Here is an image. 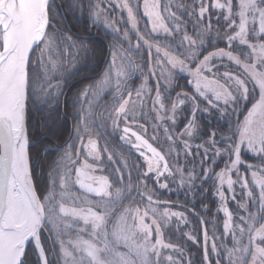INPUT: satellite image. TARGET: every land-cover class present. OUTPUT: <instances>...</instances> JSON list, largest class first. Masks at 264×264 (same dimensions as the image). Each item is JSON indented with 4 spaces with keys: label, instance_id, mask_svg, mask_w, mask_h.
<instances>
[{
    "label": "snow or ice",
    "instance_id": "6c2138e0",
    "mask_svg": "<svg viewBox=\"0 0 264 264\" xmlns=\"http://www.w3.org/2000/svg\"><path fill=\"white\" fill-rule=\"evenodd\" d=\"M78 2L82 3L83 0H78ZM88 2L90 4L91 0ZM137 3L141 6L144 16L148 18V24L153 32L172 31L163 15L161 0H95L92 15L96 20L103 21L116 32H120L123 28L122 35L129 38V29L118 26L121 25L120 21L123 17L119 12L115 15L110 14L113 7L126 10L131 28L136 29L138 33V39L133 41L129 38L127 46L119 40H112L110 64L102 78L79 91L82 98L88 97L82 103V108L85 110L84 117L86 118L92 112L93 106L97 105L107 87L114 86L117 95L125 91L130 69L146 71V74L138 88L128 89L126 97H121L122 102L118 107L113 106L108 110L111 116L119 119H124L130 111L143 105L146 88L149 93H152L149 74L155 78V99L160 101L161 78L163 77L164 84L170 86L173 82V69L178 68L189 72L191 74L189 82L194 84L196 92L201 97H207L209 93L214 96V98L207 99L204 111H211V108L216 107L224 112L227 110L225 106L234 107L233 102L237 99V94L247 100L249 81H254L259 88V95L239 124L238 140L223 148L216 147L217 155L226 151L233 153L229 166L218 173L217 194L225 216L224 234H217L213 223L211 235H209L208 224L202 218V235L205 264H213L209 255L210 249L217 253L224 250L229 264H264V223H255L252 213L234 217L228 204L229 200L236 199L234 184L237 179L242 187L248 189L247 197H253L254 194L249 187L250 178L259 186L260 199L264 204V165H260L257 169L249 163V168L253 169L250 178L240 171L241 163H248L242 161V148H247L256 154H264V41L251 42L254 53L252 61H244L230 50L234 39L238 38L243 43H250L247 39L250 25L257 21L259 33L264 34V7H258L256 0H238L239 21L232 20L228 28L224 30L228 48L209 52L193 66L192 61L199 51V45L209 31H214L218 35L220 33L219 27L209 18L210 8L225 11L227 19L232 16L234 0H192L191 4L195 6L193 11L199 14L200 28L195 34H184L183 38L190 46L186 54H177L146 37L145 33L140 30V19L135 13ZM169 3H180V0H169ZM9 6L10 10H6ZM25 9V12L21 11V0H6L5 9H0V73L4 78L3 85L0 87V232L7 233L12 238L9 258L0 259V264H23L26 244L33 239L40 249L42 264H48L47 254L39 235L44 226L56 229L57 239L67 258L66 264H161L162 260L164 264H193L190 254L179 245L163 243L157 238L149 247L147 241L151 240L153 234L150 230L145 234L149 226L145 224L143 215L138 216V221L139 229L145 237V243H137L130 237L127 218L117 216L114 209V202H123V195L134 187L136 188L130 178L128 185H125L123 173H121L123 190L117 197H114L110 178L106 175H96V165L90 164L85 159L79 167H73L78 161L80 147L87 149L88 156L97 159L101 157L97 139L89 134L81 135L84 128H92V122L89 123L91 120L82 119L80 121V125L76 128L78 140L75 153L72 144H67L56 166L61 170L60 185L64 189L60 192L59 198L53 203V197L56 196L55 190L44 199L38 194L32 177L29 152L28 101L35 97L42 104L55 103L62 91L64 74L79 63L89 45L86 38L78 40L70 33H66L57 40L48 32L49 0H25ZM168 12L176 15L171 8ZM25 15L27 16L26 23ZM233 26L236 30L229 32ZM181 27V24L176 25L177 29ZM17 28L23 29V35L15 44L10 45L8 35L11 30ZM141 40L150 49L146 70L141 67L140 59L130 50L141 47ZM60 47L63 48V54L58 51ZM70 47L71 51H69ZM152 48L155 49L154 52L151 51ZM224 56L236 64H243L246 75L241 76L225 71L223 72L224 80H221L220 74L215 70L216 66L211 61L213 57ZM33 59L39 62L40 71L30 73ZM49 65L65 66L60 72V79H53ZM182 96H190L195 105L192 118L182 129V133L187 131V134L191 136L196 130L195 113L197 109H201L199 107L201 103L195 94L188 93L184 89H181L176 97ZM184 103L183 98L175 99L172 105L173 113ZM159 107L163 108L165 105L160 103ZM103 114L105 113L102 106L97 115ZM119 119H111L113 127L119 125ZM128 131L127 127L122 128L123 133ZM216 135L217 131L213 129L209 136L210 143L216 144ZM74 155L77 156V160L73 159ZM210 170L211 168H206L205 174ZM233 172L238 173V177L233 178ZM151 173V171H146L144 175ZM51 174H57L55 168ZM10 178L15 179V187L12 189L16 194L13 212L9 211ZM141 183L146 184L147 181L143 180ZM72 184L82 189L84 194L77 195L72 191L69 188ZM225 185L231 190L230 193L224 191ZM159 186L166 188V185ZM87 194H95L104 199L98 202L92 201L87 198ZM144 197L149 199L147 196ZM241 207H247V200L241 203ZM177 215L180 214L177 213ZM74 222H78L76 230L66 238L63 237L62 230L71 228ZM188 236L191 240L197 241L195 236ZM229 236L235 241L232 246L225 243ZM16 240L19 242L16 243ZM250 249H252L250 258L245 259ZM176 250L180 251L183 259L172 255ZM215 264H220L219 259Z\"/></svg>",
    "mask_w": 264,
    "mask_h": 264
},
{
    "label": "rangeland",
    "instance_id": "374dc122",
    "mask_svg": "<svg viewBox=\"0 0 264 264\" xmlns=\"http://www.w3.org/2000/svg\"><path fill=\"white\" fill-rule=\"evenodd\" d=\"M1 1V0H0ZM52 0H50L51 3ZM49 3V5H50ZM258 7H264V0H256ZM139 5V4H138ZM136 10V7H135ZM217 11L219 14L222 15V22L226 24H231L232 20L239 21V3L238 0H234L233 3V13L230 18L226 17V12L223 10H217L214 7L210 8V11ZM117 12H119L120 16L123 17V19L120 21V23H123L129 20L127 18V11L126 10H120L117 7H113L111 11V15H115ZM136 13V12H135ZM233 29L236 30V27L233 26ZM48 32L51 33L54 38L59 40L60 37L64 36L66 31L63 30L61 27V24L59 22L53 23L50 19V23L48 26ZM157 32V34H159ZM250 43H246L249 45L251 53L253 55L254 59V53L251 48V42H259L264 41V34L259 33L258 30V21L254 24L250 25L249 29V35L247 37ZM235 42H239L243 44L238 38L234 39L231 42L232 44H235ZM142 44V42H141ZM245 44V43H244ZM228 48V47H227ZM217 50V49H216ZM231 50V48H230ZM58 51L63 54V48H58ZM69 51H71V47L69 48ZM150 51V50H149ZM152 51V50H151ZM155 50H153L154 52ZM87 52V53H86ZM88 52L93 54V50L90 48H87L84 52V55L89 54ZM228 59V60H227ZM83 60V56L80 59L79 63L76 64L75 67L68 70L64 76V84L75 74H77L81 69L83 65H81ZM111 57L108 58V64L107 68L110 64ZM211 63H213L216 68V72L219 73V78L221 80H224L223 72L229 71L233 73H237L241 76H243L242 72H244V75L246 74V70L243 69V64H236L234 61L230 60L228 57H213ZM224 66H233L232 68H228L226 70H222ZM52 73H53V79H60V72L63 70L65 66L57 65L55 67L49 65ZM240 67L239 70H237ZM90 68V67H89ZM93 66H91V70L93 72L94 69H92ZM106 68V69H107ZM37 71H40L39 68V62L36 59H33L30 65V73H35ZM93 74V73H92ZM92 74L88 76H93ZM96 74V73H95ZM103 74L97 75V77H91L87 80L80 81L78 83V86L75 88L77 89V95L76 100L80 103L79 108V116L80 121L82 119L91 120L89 123H91L92 128H84L81 132V135L89 134L92 135L94 139L99 138L96 133L94 134V117H95V111L96 107L93 106V110L88 116L84 117V109L82 108V103L88 99V97H81L79 95V91L82 90L85 86L90 84H95L102 78ZM191 74L188 77L187 80H185L186 83V90L188 93H193L196 95L198 100H200V103H202L201 107L202 109H199V112H203L202 114L206 118V123L208 126L205 127L204 134L200 138L194 139V133L191 136L187 134V131H183L182 129L186 126V124L189 122V120L193 116V107H195L194 103L190 101V98H187V96L182 97H176L177 94L175 93L174 97L172 98V104L167 105L164 98L162 97L161 93V100L156 101L155 99V93L153 96V102H152V108L154 111V115L147 114V117L140 122L137 120H134V114L133 110L130 111L124 119H119L118 117H114L115 119H119V125L117 127H114L117 132L118 140L122 137L123 132L122 128L123 126H130L137 131H139L142 135H144L147 139H149L151 142H154L157 146H159L163 152L165 153V156L170 161V166H172L174 173L171 175H165L164 177H159L157 181H154V177L158 176L160 174V171L162 170V166H158L151 162H143L141 159H138L136 157L137 163L135 170L141 178H144V180L147 181L145 184L147 187H151L150 190H152L155 193L148 194L150 197L153 198L152 202L151 200L145 201H135V202H129L127 206L124 207H118V204L120 202H114V209L116 210L117 216L120 217H126L127 223L129 225V235L130 237L136 241L137 243L144 244L145 243V237L144 234L141 233L139 229V221L138 216L143 215L145 217V224H147L149 227L145 230V234L147 231L152 232L151 240L147 241L148 246H151V243L154 242L157 238L161 240L163 243H171L173 245H179L180 247L184 248L187 253L190 254L193 264H205L204 261V248H203V235H202V222L199 221V219L193 215L192 211H190L192 208H198L200 213L203 215V221L206 222L209 227L211 235L212 231V225L215 224V230L217 231V234H224L223 230V221L225 219V216L222 212V209L220 207L221 201L219 199V196L217 194L218 186H219V176L218 173L229 166L230 161L233 159V153L231 152L229 157H227L223 163H221L220 167L217 169H214L212 172L211 168V162L206 163V161H202L198 155H196L192 150L195 148H198L203 153L201 155L207 157L210 142H209V136L212 133L213 127H211V121L209 119H213V115L217 117L216 115L218 112L220 113V108L213 107L211 108V111H204L203 108L206 107L204 104L207 103V99L214 98L213 94L209 93L207 97H201L198 92H196L194 84L190 83ZM64 84L62 86V91L64 88ZM255 86L253 81H249V92H248V98L247 100H244L242 97L237 94V99L235 101H238L239 99H242L245 104L248 103V107L244 109L243 113L239 114L240 118L239 121L241 122L248 111V109L251 107V105L254 103V99H256L255 96H253L252 93H254ZM115 88L114 86L107 87L100 98L104 99V96H106L107 93H110L112 89ZM31 91V87H30ZM160 92V89H159ZM60 93V94H61ZM59 94V95H60ZM58 95V96H59ZM259 95V88L257 91V96ZM126 97V96H125ZM59 98V97H58ZM56 98V100H58ZM183 98L185 99V103L182 104L179 108L175 110L173 113L172 105L175 99ZM30 100V105L32 110L31 111H38L39 109L45 107L46 104L40 103L38 100L33 97ZM192 100V99H191ZM234 101V102H235ZM99 102V101H98ZM122 102V100H119V103ZM233 102V103H234ZM163 103L165 107L160 108L159 104ZM119 104H116L115 106L118 107ZM87 107V105H85ZM28 107H29V101H28ZM183 107H189V112L187 119L185 123L179 127L177 122V111ZM200 107V105H199ZM200 107V108H201ZM30 108V109H31ZM34 108V109H33ZM223 113V112H222ZM92 116V117H91ZM195 116L198 117V114L195 113ZM195 117V118H196ZM198 120H195V123H197ZM237 126V131L233 137L232 140L228 139H220L217 140L216 144H212V147L216 150V147L219 146H225L231 143H234L238 140L239 136V124ZM32 124H34V121H32ZM33 126V125H32ZM104 126H107L106 121H104ZM27 127H28V115H27ZM107 128V127H106ZM110 129L111 126H110ZM29 127H28V133H29ZM76 134L78 136V133L76 131ZM98 134V133H97ZM125 134V133H124ZM30 136V133H29ZM130 136V135H129ZM131 137V141L134 142V137ZM133 137V138H132ZM221 136L216 135L215 139L219 138ZM98 141V139H97ZM121 143V142H120ZM32 138L30 136V145H29V152H30V158H31V167H37L39 168L36 163H34V159H32L31 155V147H32ZM100 145V151H101V157L99 159L95 157H91L87 155V149L85 147H80V151L78 154V161L76 162V165H73V167L77 166L79 167L80 163H83L85 159L90 164H94L97 166V172L96 175H105L107 173V164L104 160L105 156L109 155L108 150L104 149L103 143L98 142ZM122 144V143H121ZM217 145V146H216ZM216 146V147H214ZM55 148V147H52ZM212 148V149H213ZM54 150H59L55 148ZM204 150V151H203ZM207 150V151H205ZM133 152V151H132ZM60 153V152H59ZM163 153V154H164ZM216 154V153H215ZM217 161L221 160L223 157V152L220 154H216ZM241 157L242 161H246L248 163H241L240 165V171L251 177V171L252 168H249L248 164H252L257 169L260 165H264V154H256L248 150L247 148H242L241 150ZM74 160H77V156H73ZM110 168L111 171L110 174L112 177H114L113 181V196L117 197L120 193L116 187V184H118V181H120V168L117 167L116 164H118V161H114L111 159L110 161ZM116 166V167H112ZM112 168V169H111ZM211 168L210 171H207L205 174V169ZM60 169L57 171V174L54 176V178H50L52 175V171L49 173V176L46 177L44 174L40 175L41 180L39 181L41 183V192H42V199L48 197L49 193L53 190L56 192V196L53 197V203L56 202V200L59 198V194L64 189L61 188L60 185ZM122 171V170H121ZM146 171H151V174L144 175ZM33 173V172H32ZM232 175L235 177H238V173L233 172ZM35 182V181H34ZM117 182V183H116ZM36 185V184H35ZM159 185H166V188H162ZM249 187L251 191L253 192V197H247L246 193L248 189L241 186V183L239 179H237V182L234 184V188L236 189V199L235 200H229L228 204L232 212L234 213V217H238L240 215H248L249 213L253 214V220L255 223H264V204H262L260 199V193H259V186L255 184L254 181L251 180L249 182ZM37 188V187H36ZM69 188L76 192L77 195L79 192L76 191V186L74 184L69 185ZM155 188V189H154ZM38 191V190H37ZM224 191L226 193H230V189L225 185ZM39 193V192H38ZM40 195V194H39ZM83 195V194H82ZM182 196L186 197L184 199V202H182ZM92 201H100L104 199L101 196H98V198H92L90 196H87ZM86 198V199H87ZM247 200V207H241V203ZM143 203V204H142ZM190 207V210L188 209ZM138 210V211H137ZM179 213L180 215H177ZM78 227V222H74L72 227L69 229L62 230L63 237H67L68 235L72 234L76 228ZM80 227H83V225H80ZM42 234V235H41ZM195 236L197 238V241H193L189 238L188 235ZM41 240L44 242L45 250L48 253V256L51 262V264H66L67 258L64 256L62 246L57 239V231L55 228H51L49 226H44L41 229L40 232ZM87 239V237H85ZM33 243V242H31ZM225 243L228 246H232L235 241L232 239L231 236L227 237L225 240ZM167 251V250H166ZM252 249L249 250V254L246 255L245 259L250 258V253ZM46 253V254H47ZM172 255L174 256H180L181 259H183V256L181 255L179 250L173 251ZM209 255L213 261V264H215L216 260L219 259L220 264H229V261L227 259L226 252L224 250H221L219 253L215 252L214 250H209ZM161 264H164L163 260L161 261Z\"/></svg>",
    "mask_w": 264,
    "mask_h": 264
},
{
    "label": "trees",
    "instance_id": "16d2710c",
    "mask_svg": "<svg viewBox=\"0 0 264 264\" xmlns=\"http://www.w3.org/2000/svg\"><path fill=\"white\" fill-rule=\"evenodd\" d=\"M191 2L192 0H180V3H169V0H161L163 15L165 16L166 23H168L172 31L164 32L161 30L159 34L151 30L148 24V18L144 16L141 6L138 5L139 3H137L135 12L140 19V30L145 33L147 38L158 42L161 46L167 47L177 54H186V51L190 48V46L188 45V42L184 40V34H195L200 28V23H198L199 14L198 12L193 11L195 6L192 5ZM181 4H183V7H181ZM94 8L95 0H91L90 4L88 0H83L82 3L78 2V0H52L49 5V16L51 21L53 23L59 22L64 31L70 33L78 40H84L86 38L89 45L88 48L93 50V54L88 52L89 54L83 55V60L81 63L83 66L80 67L81 70L64 84L63 92L58 96L59 98L57 97L59 100H56L55 103L46 104L45 107L39 109L36 112L31 111V105L28 107V127L33 142L31 147V155L32 159H34L33 164L36 163L37 159V164L39 166V168L33 167L32 172L37 190L41 197L42 185L39 182L41 180L40 175L44 174L45 176L47 175L46 177H48L49 173L54 168L56 169V172L59 170V168L56 166L60 162V157L62 156L67 145L65 142L67 141L71 143L73 152L75 153L76 151L75 149L77 147L78 136H73L72 133L74 129L76 133V128L80 125V116L78 112L80 103L76 100L77 89H75L78 86V83L91 77H97V75L104 73L107 68L108 58L111 57L112 49L110 45L113 39L119 40L125 46L128 45L129 38L133 41L138 39V33L136 29L131 28L130 23L127 21L121 23V25L118 26H123L124 28L129 29V38H125L122 35L123 28L120 32H116L109 28L103 21L96 20L92 15ZM169 8H171L172 11L176 13V15L170 14L168 12ZM221 17L222 15L217 11L209 12V18L215 25L219 27L220 33L218 35L214 31H209L203 42L199 45V51L192 61L193 66L199 62L200 58H202L204 55H207L209 52L228 47V42L224 36V30L228 28V24L222 22ZM177 24H181L182 27L177 29ZM234 31L235 30L233 27L229 29V32ZM141 42V47L132 48L130 50L140 59L139 62L141 63V67L146 70L148 68V56L150 49L143 40H141ZM151 50L153 51L155 49L152 48ZM231 51L234 54L240 56L244 61L253 60L250 47L246 43L241 44L239 42H235V44L231 45ZM91 66H93L92 69H94L95 72L91 70ZM232 67L233 66H224L222 70ZM239 69L240 67L237 70ZM173 73L172 84L170 86L164 84L162 77L159 87L160 93L166 104L170 106L175 93L177 94L179 91H181V89H187L185 80H187L190 76L189 72H185L178 68L173 69ZM242 73L244 76V72ZM90 74L93 76H88ZM144 74H146V71L143 72L139 69H130L125 91L117 95L115 93V88H113L110 93H107L106 96H104V99L100 98L97 105H95L96 111L94 114V134L96 133V135L102 140L104 149L108 150L109 152V155L105 156L104 158L106 164L107 161H110L111 159L118 161V164H116L117 167L120 168V181H118V184H116L118 191L121 192L123 190V186L121 185V173H123V181L125 185H128L129 178L131 179V183L136 185V188L134 187L130 191H127L124 195L127 197L136 195L139 201H144V199L140 197L141 192L144 191L148 194L155 192L150 190L151 187H147L144 183H141L140 176L135 170L137 163L136 156L129 147L124 146L118 140L117 132H115L116 130L111 124V119L114 117L111 116V113L108 110L113 108V106L116 104H119L121 97L127 95L128 89L138 88L143 82ZM149 77V85L153 91L152 93H149L148 89L146 88L144 90L143 105L138 109H133V119L137 120L139 118L138 122L145 119L147 114L154 115L152 100L156 91V83L155 78L151 77V74H149ZM257 91L258 87L255 86L254 93L252 94L256 97V99L258 98ZM187 98L190 97L187 96ZM256 99H254V102ZM190 101L191 103L193 102L191 98ZM233 104L235 105L234 107L232 105H227L225 106L227 109L226 111L223 113L218 112L216 115L217 117L213 115V119H209L212 124L211 127L217 131L218 136H221L216 140L233 139L237 131L238 123L240 122L239 114L243 113L244 109L249 106L248 103L245 104L242 99L235 101ZM201 105L202 103L200 104V107ZM102 106L105 114L97 115V113L101 111ZM187 110H189V107H183L177 111V122L179 127H181L187 119L189 114ZM202 113L203 112H199V109H197L196 114H198V117H196L195 120L198 121L196 123L194 139L202 137L205 127L208 126L205 120L206 118ZM48 119L50 121H48ZM32 121H34V124H32ZM104 121L107 123V128L104 126ZM110 126L112 129H110ZM101 128L110 130L111 133L109 139L111 144L107 143V141L101 137V135H98V131L101 130ZM71 135L73 137H70ZM57 142L65 143L57 148L60 153L57 152V150H54L57 147ZM223 147L225 146H221V148ZM212 148V144L210 143L207 157L201 155V153H203L201 151L202 149L199 150L198 148H195L192 151L198 155L202 161H206L207 159L206 163L211 162L210 164L213 172L214 169L220 167L221 163H223V161L229 157L231 151L223 152V157L221 160L217 161L215 157L216 150ZM122 153H126L127 157L124 154L123 156ZM110 167L111 166H109V168ZM112 167L114 168L116 166ZM54 176L55 175H51L50 178H54ZM112 180L114 181V177H112ZM181 198L182 202H184V199H186L184 196ZM188 209L190 210V207H188ZM190 211H192L193 215H195L199 221L202 222L203 215L200 213L198 208H192ZM36 262V252L34 250L33 253H30L26 256V262L24 264H34Z\"/></svg>",
    "mask_w": 264,
    "mask_h": 264
},
{
    "label": "flooded vegetation",
    "instance_id": "af4514ba",
    "mask_svg": "<svg viewBox=\"0 0 264 264\" xmlns=\"http://www.w3.org/2000/svg\"><path fill=\"white\" fill-rule=\"evenodd\" d=\"M59 100V99H58ZM29 106H30V103H29ZM66 110V109H65ZM67 111V110H66ZM66 111H65V113H66ZM66 115H67V113H66ZM48 117V116H47ZM51 119V118H50ZM48 121H50L49 119H48ZM75 130V129H74ZM73 130V136H77V134L75 133V131ZM98 135L100 136L101 135V137H103L106 141H107V143H109V144H111V141H110V139H109V137H110V130L109 129H104V128H101V130H99L98 131ZM72 135L70 136V137H73ZM124 137H126V138H124ZM133 138V137H132ZM98 139V142H102V140L100 139V138H97ZM131 137L129 136V135H126V134H124L123 133V135H122V137L119 139V141L124 145V146H126V147H129L132 151H133V153H134V155L138 158V159H141L143 162H151V163H154V164H156V165H158V166H162V170L160 171V174L158 175V176H155L154 177V181H157L158 179H159V177L161 176V177H164L165 175H171V174H173L174 173V170H173V168H172V166H170V161H169V159H167V166L164 168V165H163V161L161 160V158L158 156V155H152L148 150H147V145L146 144H144V143H141V141H139V140H135L134 139V142H132L131 140ZM66 144H68L69 142H65ZM65 143H63V142H57V144H56V148H58V147H60V146H62L63 144H65ZM153 145H155L158 149H160L162 152H163V150L159 147V146H157L154 142H151ZM164 153V152H163ZM125 155L126 157H127V155H126V153H122V155ZM123 155V156H124ZM164 155H165V153H164ZM166 157V156H165ZM110 162H107V173L105 174L106 176H108L109 178H110V181H111V184H112V186H113V180H112V176H111V174H110V170H109V166H110ZM144 180V178H141V181H143ZM155 189V188H154ZM76 191L77 192H79L78 194H84L83 193V190L82 189H79L78 188V186L76 187ZM142 193H143V195H142ZM141 194H140V197L142 198V199H144V201L145 202H148L147 200H153V198L152 197H150L149 195H148V193H146V192H142ZM88 196H90V197H92V198H98V196L97 195H95V194H87ZM144 196H147V197H149V199H146ZM122 199H123V202H120L119 204H118V207H124V206H127L128 205V203L129 202H135V201H137L138 199H137V196L136 195H133V196H130V197H127L126 195H123V197H122ZM152 202H154V201H152ZM155 203V202H154ZM42 235V234H41ZM31 242H33V243H31ZM42 243H44L43 241H42ZM202 245H203V243H202ZM43 246H44V244H43ZM44 249H45V247H44ZM34 250H35V252H36V259H37V262L36 263H34V264H42V262H41V259H40V256H39V252H38V248H37V245H36V243H35V240L33 239V240H31L30 242H29V244H28V246H27V248H26V251H25V255H24V258H23V264L26 262V256L28 255V254H30V253H33L34 252ZM45 252L47 253V251L45 250ZM47 256H48V253H47ZM48 259H49V257H47ZM48 264H51V262H50V260H48Z\"/></svg>",
    "mask_w": 264,
    "mask_h": 264
},
{
    "label": "water",
    "instance_id": "95a60500",
    "mask_svg": "<svg viewBox=\"0 0 264 264\" xmlns=\"http://www.w3.org/2000/svg\"><path fill=\"white\" fill-rule=\"evenodd\" d=\"M49 3H50V0H49ZM5 5H6V0H1L0 1V9H5ZM6 10H10V6ZM25 10H26L25 9V0H21V11L25 12ZM24 19H25V23H26L27 22V16L26 15H25ZM22 35H23V29L22 28H17V29L11 30V35H10V38L8 40L9 44L10 45L11 44H15L22 37ZM124 127H127L129 129V131L127 133H125L126 135L133 136L135 138V140H139V141H141V143L146 144L147 145V150L152 155H158L161 158V160L163 161L164 168L167 166V159H166L165 155L163 154V152L160 149H158L155 145H153L149 139H147L139 131H137L136 129H134V128L130 127V126H123V128ZM32 177H33V173H32ZM33 180H34V178H33ZM13 181H15V179L14 178H10V180H9V198H10V209H9V211L10 212L14 211L13 210L12 195H11V186H12V182ZM36 190H37V188H36ZM40 232H41V230H40ZM39 235H40V233H39ZM40 240H41V236H40ZM30 241L31 240H29L27 242L26 247H25V251H26V248H27V246H28ZM41 244L43 246L42 240H41ZM37 248H38L39 256H40V259H41V262H42L40 249H39L38 246H37ZM43 248H44V246H43Z\"/></svg>",
    "mask_w": 264,
    "mask_h": 264
},
{
    "label": "bare ground",
    "instance_id": "6f19581e",
    "mask_svg": "<svg viewBox=\"0 0 264 264\" xmlns=\"http://www.w3.org/2000/svg\"><path fill=\"white\" fill-rule=\"evenodd\" d=\"M11 31L8 35V40L10 38ZM3 74L0 73V87L3 85ZM15 187V181L12 182L11 186V195H12V202H13V210H14V204H15V192L12 190ZM19 240H16V243H18ZM12 245V238L7 234L0 232V259H8L10 254V247Z\"/></svg>",
    "mask_w": 264,
    "mask_h": 264
}]
</instances>
